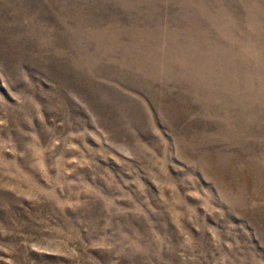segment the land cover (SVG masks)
<instances>
[{"label": "rangeland", "instance_id": "obj_1", "mask_svg": "<svg viewBox=\"0 0 264 264\" xmlns=\"http://www.w3.org/2000/svg\"><path fill=\"white\" fill-rule=\"evenodd\" d=\"M0 264H264V0H0Z\"/></svg>", "mask_w": 264, "mask_h": 264}]
</instances>
